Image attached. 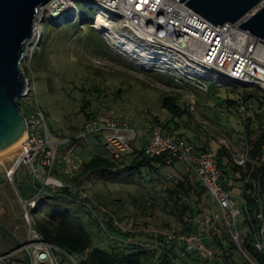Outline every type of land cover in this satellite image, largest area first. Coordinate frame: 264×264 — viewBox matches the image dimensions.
Masks as SVG:
<instances>
[{"label":"rangeland","instance_id":"rangeland-1","mask_svg":"<svg viewBox=\"0 0 264 264\" xmlns=\"http://www.w3.org/2000/svg\"><path fill=\"white\" fill-rule=\"evenodd\" d=\"M74 6L76 15L64 11L58 17L51 15L46 4L40 8L34 39L31 38L35 43L28 45L21 64L23 73L31 80L32 90L29 97L20 98L19 112L27 116L40 110L51 134L59 141H66L58 145L56 165L51 175L65 185H76L83 189L91 201L104 207L120 226L133 232L124 235L105 225L97 226L91 220L93 214L88 212L92 202L91 205L87 202L86 206L79 200L62 198L59 190L46 200H43L44 194L37 197L38 202L43 201L31 216V223L51 209H64L75 221L86 227L92 244L100 248L119 245L127 239L149 242L150 237L139 231L172 229L178 225L161 208L164 194L160 188L167 181L162 177L163 171L161 175L148 173L145 169L134 174L125 170H114L107 174L92 170L86 175L82 174L81 163L93 154L103 153L102 135L90 134L86 141L78 137L86 122L80 112L84 101H88L85 112L95 111L97 119L104 118L112 111V118L127 119L135 127L152 125L154 117H169L160 108V99L165 95L177 97L183 107H189L193 102L195 105L191 110V118L184 115L181 119H175L178 129L169 132L170 135L175 138L179 135L192 145L208 144L211 151L222 147L224 140L228 143L227 151L235 156L244 151L245 145L242 117H239L242 107L237 103L230 105L227 100L236 102L238 94L246 87L239 84L232 87L213 84L214 89L208 88L206 92H201L189 85L178 86L163 73L142 71L136 60L106 46L99 33L90 27L97 13L95 7L79 1ZM38 31L39 37L36 36ZM246 114L249 115V111ZM142 140L138 139L140 143ZM20 144L0 156V218L7 222L6 225L8 220L17 224L20 231L15 232V235L24 242L29 232L19 191L25 200L34 195L33 175L24 164L18 165L9 178L6 175L12 171L20 155ZM71 148L73 151L68 152ZM176 168L183 169V162L178 161ZM173 172L176 176V171ZM262 206L264 212V202ZM215 209L219 210L217 207ZM210 213L209 209L196 218L201 224V232L207 229V216L204 215ZM106 218L110 217L106 215L103 219ZM241 219L240 215L237 219L238 228L244 232ZM217 221V228L223 235L220 219ZM207 241L215 245L210 236ZM222 244L228 246L226 241ZM3 253L0 249V256ZM54 254L60 264H69L63 252L54 249ZM73 257L76 261L80 259L78 256ZM230 258V264H245V256L240 250L232 249ZM211 263L219 264L217 261Z\"/></svg>","mask_w":264,"mask_h":264},{"label":"built area","instance_id":"built-area-1","mask_svg":"<svg viewBox=\"0 0 264 264\" xmlns=\"http://www.w3.org/2000/svg\"><path fill=\"white\" fill-rule=\"evenodd\" d=\"M76 1L95 7L97 13L90 27L99 33L109 48L136 60L140 70L163 73L179 86L189 85L201 92H206L210 84L229 87L239 84L246 88H257L264 95V43L238 26L264 5V0L237 21L223 25H213L178 0H50L46 6L53 17H58L64 11H71L76 15ZM35 32L36 23L33 34ZM39 35L40 31L36 36ZM32 41L26 44L24 55ZM24 76L26 87L22 97H29L32 84L25 73ZM193 104L192 102L191 109ZM259 112L264 126V101ZM24 118L25 137L20 144V155L12 171L6 175L9 178L21 164L26 165L33 175L34 195L28 200L21 196L19 198L24 207L29 236L22 241V247L4 252L0 256V264H26L23 249L29 253L30 264H60L54 254V249H60L38 235L32 227L31 216L33 209L37 210L41 206V202L37 201L40 194L49 195L48 193L64 187H69L72 195L81 199L86 206L87 202L90 205L92 202L93 205L88 208L98 221H103L107 215L120 231L133 232L120 226L114 216L91 201L83 189L76 185H65L51 175L56 165L58 145L66 141H59L51 134L40 110L33 111ZM90 134L102 135L105 154L111 159L129 155L133 151V144L143 138L146 155L152 157L167 154L170 158L182 161L185 169L206 188L211 202L219 209V213L211 212L206 217L207 230L215 228L219 218L231 240L236 245L239 244L235 223L240 210L235 197L218 182L216 151L197 153L184 139L163 134L151 126L135 127L124 118L114 119L112 111L107 118L87 120L78 137L86 141ZM222 144L228 147L226 141L223 140ZM72 151L73 148L68 152ZM245 159V153L234 156V162L238 165H242ZM262 160L264 161V146ZM165 176L171 177V171H166ZM262 184L264 186V171ZM258 218L262 223L255 247L261 252L264 251L262 213L258 214ZM139 232L151 236L154 241L162 240L166 244L182 246V256L192 253L200 261L215 260L219 264H229L206 244L207 233H183L181 227L142 229ZM65 255L70 264H76L72 256Z\"/></svg>","mask_w":264,"mask_h":264},{"label":"trees","instance_id":"trees-1","mask_svg":"<svg viewBox=\"0 0 264 264\" xmlns=\"http://www.w3.org/2000/svg\"><path fill=\"white\" fill-rule=\"evenodd\" d=\"M208 88V90L214 89L215 85L210 84ZM238 95L236 102L227 100V103L230 105L237 103L242 107V113L239 117H242V134L244 135L245 145L244 151L241 153L246 154V159L242 165L236 164L234 156L227 151L226 146L222 145L216 150V167L219 172L218 182L221 187L230 194L235 192L238 197L236 202L239 204L236 205L240 210L239 216H242L241 226L245 230L244 232L239 230L236 220V230L239 237L238 245L231 240L225 230L221 235L217 224L215 228L206 229L204 233H207V238L210 236L215 243L212 246L206 238V244L214 250L218 257H222L225 263H229L231 250L234 249L240 250L244 254L245 264H264V251L259 252L255 247L262 223L258 218V214L262 213L264 218L262 206L264 202V186L262 184L264 126L259 112L264 101V95L260 94L257 88H243ZM87 104L88 101H84L80 108L85 120L97 119L98 117L94 114L95 111L92 113L85 112L88 107ZM190 106L191 104L189 107H183L178 102L177 97L165 95L160 99V108L169 117L166 119L154 117L153 124L150 126L157 128L163 134L170 135L169 132L178 129L175 119H181L184 115L191 118L192 109ZM246 111H249L250 114L247 115ZM21 115L25 117L24 114L21 113ZM106 115L104 118L108 117V114ZM177 138L184 139L179 135ZM192 146L197 153L211 151L208 144L203 143L199 146L198 144ZM132 148L133 151L129 155L120 156L117 159L109 158L103 148V153L93 154L88 160L81 163V173L86 175L92 170H97L101 174H107L114 170H125L130 174H134L145 169L148 173L161 175L163 171L162 177L167 181H164L160 188V191L164 194L161 201L162 210L178 224L175 227H181V232H201V224L197 222V216L203 215L209 209L214 213H219V210L216 211L206 188L199 179L187 171L185 166L183 169L176 168L178 160L170 158L167 154L152 157L146 155L143 150V143H140V141L135 142ZM166 171H171L172 176L167 178L165 176ZM144 178L146 177L144 176ZM54 192L45 195L43 200L53 197ZM59 193L62 198L78 200L72 195L69 187L60 189ZM19 194L22 197L20 191ZM79 201L83 203L81 199ZM36 211V209H33L34 213ZM88 212L91 214L89 209ZM204 216L209 215L205 214ZM91 220L97 226L105 225L107 228L120 231L110 218L103 221H98L95 218ZM219 222L221 224V221ZM221 226L223 227L222 224ZM32 227L45 242L58 247L69 256H78L80 259L79 261L75 260L76 264H196L193 260L201 264H212L211 262L215 261H200L192 253H186L182 256V246L175 243L166 244L162 240L154 241L149 235L148 237L151 239L149 242H133L131 239H127L122 244L100 248L92 244L91 235L86 227L81 222L75 221L64 209H51L41 214L32 223ZM122 233L128 235V232ZM224 241H226L227 247L222 244Z\"/></svg>","mask_w":264,"mask_h":264},{"label":"water","instance_id":"water-1","mask_svg":"<svg viewBox=\"0 0 264 264\" xmlns=\"http://www.w3.org/2000/svg\"><path fill=\"white\" fill-rule=\"evenodd\" d=\"M50 0H0V149L12 144L25 132V118L19 112V100L26 87L21 68L26 44L32 38L37 14ZM213 25L233 23L261 0H178ZM264 43V5L238 25ZM237 83L238 80H236ZM0 231L13 243L23 246L0 223ZM26 264L30 256L23 249Z\"/></svg>","mask_w":264,"mask_h":264},{"label":"crops","instance_id":"crops-1","mask_svg":"<svg viewBox=\"0 0 264 264\" xmlns=\"http://www.w3.org/2000/svg\"><path fill=\"white\" fill-rule=\"evenodd\" d=\"M141 143H144V141L142 140L141 141ZM101 146H102V144H101ZM34 185V184H33ZM231 194L232 195H234V197H235V199H236V201H238V197H237V195H236V193L235 192H231ZM5 222L6 221H3L1 218H0V223L6 228V229H8L19 241H22L21 239L22 238H19V237H17V235H15V232H17V231H20L18 228V226H17V224H14V223H12L11 221H9L8 220V224L10 225H6L5 224ZM7 223V222H6ZM6 237V236H5ZM5 237H1V235H0V249L3 251V252H6V251H9V250H11L12 248H13V243L7 238H5Z\"/></svg>","mask_w":264,"mask_h":264},{"label":"bare ground","instance_id":"bare-ground-1","mask_svg":"<svg viewBox=\"0 0 264 264\" xmlns=\"http://www.w3.org/2000/svg\"><path fill=\"white\" fill-rule=\"evenodd\" d=\"M24 137H25V134L22 137H20L19 139H17L15 142H13L12 144H9L8 146L0 149V156L7 154V152L13 148L15 149V147H17L21 143V141L24 139Z\"/></svg>","mask_w":264,"mask_h":264},{"label":"flooded vegetation","instance_id":"flooded-vegetation-1","mask_svg":"<svg viewBox=\"0 0 264 264\" xmlns=\"http://www.w3.org/2000/svg\"><path fill=\"white\" fill-rule=\"evenodd\" d=\"M1 237H5V235L0 231ZM6 238V237H5ZM7 239V238H6Z\"/></svg>","mask_w":264,"mask_h":264}]
</instances>
